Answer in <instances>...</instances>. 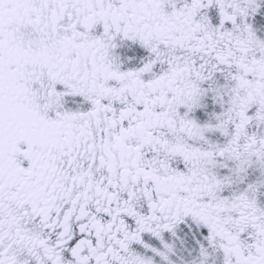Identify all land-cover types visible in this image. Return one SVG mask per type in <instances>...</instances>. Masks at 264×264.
<instances>
[{"label": "snow or ice", "instance_id": "obj_1", "mask_svg": "<svg viewBox=\"0 0 264 264\" xmlns=\"http://www.w3.org/2000/svg\"><path fill=\"white\" fill-rule=\"evenodd\" d=\"M0 264H264V0H0Z\"/></svg>", "mask_w": 264, "mask_h": 264}]
</instances>
